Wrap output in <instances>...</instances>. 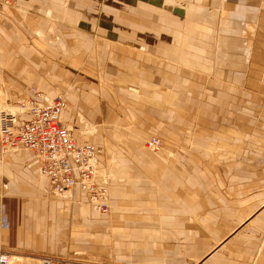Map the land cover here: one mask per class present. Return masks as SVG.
I'll return each instance as SVG.
<instances>
[{"label":"rangeland","instance_id":"1","mask_svg":"<svg viewBox=\"0 0 264 264\" xmlns=\"http://www.w3.org/2000/svg\"><path fill=\"white\" fill-rule=\"evenodd\" d=\"M2 2L0 116L12 112L16 122L25 120L19 100L61 96L62 121L78 141L100 146L111 168L102 215L82 197L52 194L46 183L48 230L38 221L31 225L40 240L35 249L0 245L9 264H179L187 242L176 214L157 200L159 186L169 184L166 170L194 191L200 170H256L241 178L242 186H255L249 193L264 200V100L224 85L222 66L148 59L140 65L135 49L112 47L95 12L26 16L11 7L15 0ZM217 19L194 17L195 36ZM202 48L195 41V57L185 60H207L202 53L210 50ZM151 137L159 140L155 149L146 146ZM23 151L0 147L1 156Z\"/></svg>","mask_w":264,"mask_h":264},{"label":"crops","instance_id":"2","mask_svg":"<svg viewBox=\"0 0 264 264\" xmlns=\"http://www.w3.org/2000/svg\"><path fill=\"white\" fill-rule=\"evenodd\" d=\"M11 7L40 17L95 12L112 47L135 49L140 65L148 59L154 64L222 66L224 85L264 100V0H15ZM194 17L218 19L215 26L202 27L201 36H195ZM179 35L184 41L180 50ZM195 41L210 50L202 53L207 60H185L195 57ZM178 54L183 60L178 61ZM23 152V156L0 155V245L35 249L40 240L32 235L35 226L31 225L38 221L48 230L50 223V201L45 199L48 180L40 177L38 159ZM104 159L103 154L98 156L96 180L108 182L111 168ZM165 172L169 184L159 186L163 195L157 200L160 206L166 204L171 217L176 214L187 242L177 263L264 264V200L259 203L249 193L255 186L243 187L241 179L259 171L200 170L203 178L196 191L179 184L177 171ZM71 194L82 197L92 212L105 214L90 208L85 192L75 187Z\"/></svg>","mask_w":264,"mask_h":264},{"label":"built area","instance_id":"3","mask_svg":"<svg viewBox=\"0 0 264 264\" xmlns=\"http://www.w3.org/2000/svg\"><path fill=\"white\" fill-rule=\"evenodd\" d=\"M64 99L45 98L41 93L19 100L16 109L24 112L25 120L16 122L15 113L1 112L0 147L4 151L24 150L39 161V171L48 180L49 191L57 196H70L73 188L86 193V203L92 210H108L105 179L96 180L98 156L102 148L88 141H78L62 121ZM159 140L151 137L146 146L157 148ZM11 255L0 249V264H9Z\"/></svg>","mask_w":264,"mask_h":264},{"label":"bare ground","instance_id":"4","mask_svg":"<svg viewBox=\"0 0 264 264\" xmlns=\"http://www.w3.org/2000/svg\"><path fill=\"white\" fill-rule=\"evenodd\" d=\"M17 258L20 259L21 257L20 256H17ZM11 260H12V258H11ZM17 264H22V263H17Z\"/></svg>","mask_w":264,"mask_h":264}]
</instances>
